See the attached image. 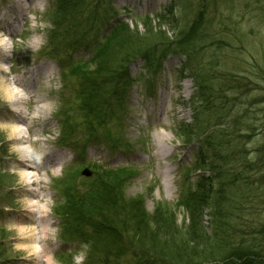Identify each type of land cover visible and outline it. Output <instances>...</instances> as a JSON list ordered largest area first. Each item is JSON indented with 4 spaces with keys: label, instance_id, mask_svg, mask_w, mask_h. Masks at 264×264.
Instances as JSON below:
<instances>
[{
    "label": "rangeland",
    "instance_id": "1",
    "mask_svg": "<svg viewBox=\"0 0 264 264\" xmlns=\"http://www.w3.org/2000/svg\"><path fill=\"white\" fill-rule=\"evenodd\" d=\"M25 4L29 7L21 17L14 9L16 0H0V25L5 18V22L14 23L12 29H15V37L8 38L5 47V59H8L3 66L6 72L10 69L9 77H16L24 66L23 69L31 65L41 70L50 68L49 78H42V83L38 82L30 90L36 98L49 99L50 104L49 111L34 129L41 138V146L46 140L47 145L57 147L66 156L61 167L49 166L40 172L51 247L46 253H39L38 248L25 253L17 246L14 227L19 195H23L24 190L17 186L15 171L10 165V144L0 126V238H3L0 264H61L56 258L59 253L73 255L72 264H109L108 261L133 264L129 256L113 259L112 254H101L98 249L86 263L88 247L81 240L68 241L61 236L59 219L52 211L55 201H59L54 187L73 175L71 183L81 191L82 184H87V178L80 175L84 168L95 176L101 171L99 167L129 171L130 178L120 192L123 203L128 205V201L140 200L149 216L161 207L159 205H168L175 212L176 225L182 227L186 214L174 206L181 188L195 177L187 173L194 168L198 143L183 145L179 128L185 124L190 129L192 123L194 85L189 74L195 68L209 78L214 76L212 85L222 89V95L226 96L225 105L216 104L214 107L219 109L204 113L201 120L212 123L219 119L217 123L223 127V134L231 133L229 147L223 152L228 157L217 164L234 166L237 173L235 176L213 173L211 207L203 216L206 235L214 231L212 208L218 201L231 248L254 249L264 254V0H81L83 21L76 32L67 31L64 21L58 22L57 30L52 27L55 0H34L33 4ZM170 7L173 15L165 12ZM156 16L159 22L154 20L150 23L152 29L148 27L145 32L141 26L143 20L146 23V20L157 19ZM118 21L127 23L130 30L136 26L137 32L127 49L131 52L133 45L138 51L142 50L139 55L145 57V61L137 59L129 68L132 84L130 81L125 114L120 123L116 115L110 114L105 118L103 129L85 132L77 91L82 81L78 73L71 75L72 68L80 65L83 72L85 68L81 65L88 63L85 79L92 78L89 74L91 48L102 42ZM190 28L193 31L187 36ZM70 33H86V44L79 49H67L69 41L65 40ZM177 53L183 54L184 66L189 65L182 77V61ZM159 54L169 56L163 59L157 77ZM123 56L124 52L112 49L104 62L110 64V71L116 69V73ZM138 77L140 81H133ZM122 84L119 81L115 86L114 82L115 90L123 89ZM160 108L163 109L161 115ZM17 110L24 112L27 107L23 103ZM4 114L5 107L0 103V118ZM65 121L80 125L70 124L66 128ZM66 131L69 141L85 152L82 162L76 150L57 145L60 133ZM159 135H164L165 139H160ZM160 146L167 150L166 156L158 155ZM33 147L29 152H33ZM49 171H54L55 176L45 175ZM60 199L57 210L63 205ZM115 220L118 222L117 218ZM97 225V222L84 224L89 230ZM125 233L129 240L131 233ZM96 256H105L107 260ZM257 264H264V258Z\"/></svg>",
    "mask_w": 264,
    "mask_h": 264
},
{
    "label": "trees",
    "instance_id": "2",
    "mask_svg": "<svg viewBox=\"0 0 264 264\" xmlns=\"http://www.w3.org/2000/svg\"><path fill=\"white\" fill-rule=\"evenodd\" d=\"M80 1L55 0L56 9L52 13L53 19H51L52 27L55 30L60 27L59 21L65 22L67 31L76 32L82 26L83 13L80 10ZM165 12L173 15V8H167ZM155 18L157 19L146 20L148 25L143 20L141 26L145 32L148 27L152 29L151 24L154 20L159 22V18L157 16ZM136 30V26L130 30L127 23L118 21L108 31L104 40L91 48L90 66L92 69L89 74L92 78L85 79V74H88L85 73V70H89V66H86L88 63L81 65L85 68L83 72H80V65L75 64V69L72 68L71 75L75 76L78 73L82 81V85L78 87L77 91L82 112V126H84L85 132L95 128L103 129L105 118L110 114L116 115L119 123L123 119L125 114L123 99H125L129 86L126 67L142 52L133 45L131 52L127 49L137 32ZM192 31L193 29L190 28L186 35ZM85 37L86 33H70L65 40L69 41L67 49L82 47L86 44ZM112 49L118 53L124 52L116 73H114L116 69L110 71L108 67L110 64L104 62L107 53ZM145 56L146 58L152 57ZM162 58V54L157 55V63H160ZM188 67L185 71L189 69ZM184 72L181 71V76H184ZM107 76L111 78L109 79ZM189 77L194 85V93L191 98L192 123L190 129L183 124L179 130L184 141H182L183 144L197 142L198 146L194 168L187 173L189 177H193L192 175L195 177L192 184H189V180H187L186 186L181 188L174 206L176 210L181 209L186 214L182 227L179 228L176 225L175 212L168 205H159L161 207L156 208L153 215L149 216L142 201L131 200L128 201V205L123 203L124 198L120 192L123 191L130 178L129 171L99 168L100 173L94 175L92 179L86 180L87 184H82L81 191L71 183L73 175L67 176V179L55 186L56 192L63 199V205L56 213L60 217L62 237H66L68 241L81 240L88 247L89 256L86 263L88 260L91 261L92 256H95V249H98L101 254H112L110 258L113 259L129 256L133 264H257L259 259L264 258L263 253L255 252L254 249L245 251L231 248L229 240L225 236L227 232L224 231L222 209L218 201L212 208L214 231L206 235L203 216L205 210L209 211V207H211L213 173L218 172L219 175L226 173L231 176H235L237 173L234 166L228 167L225 163H221V166L217 164V161L223 162L228 157L223 152L229 147L231 133L223 134V130H221L223 127L217 123L219 119L212 123L201 120L204 118V113L219 109L214 107L216 104L220 105L222 102L225 105L223 100L226 96L222 95V89H215L212 85L214 76H210L211 79L201 70L195 68ZM119 81L123 82V89L116 91L113 83L115 82L116 86ZM64 124L66 128L70 124L74 127L80 125L78 122V125L75 124L74 121H65ZM62 134L63 142L69 140L67 131ZM244 166L247 167L246 164ZM116 218L118 222L115 220ZM120 218L124 220L121 221ZM88 222H97L98 225L89 230L84 226ZM125 231L131 233L129 240L126 239ZM2 239L0 238V240ZM224 246L228 249H225ZM219 250L222 252L219 253ZM72 257L73 255L66 253L56 255L61 264H72ZM96 257L107 260L105 256ZM5 262L9 263L8 260ZM108 263L116 264L110 261Z\"/></svg>",
    "mask_w": 264,
    "mask_h": 264
},
{
    "label": "bare ground",
    "instance_id": "3",
    "mask_svg": "<svg viewBox=\"0 0 264 264\" xmlns=\"http://www.w3.org/2000/svg\"><path fill=\"white\" fill-rule=\"evenodd\" d=\"M33 1L16 0L17 6L14 9L23 17L29 7H26L25 3L30 5L33 4ZM6 27L9 28V23ZM0 31L2 32L0 37L7 36L5 28L0 27ZM7 43L6 38H0L2 52L0 54V103L5 107V114L0 118V126L10 144L9 154L12 157L10 165L15 171L17 186L24 190L23 195H19L21 198L16 211L18 216L14 221L15 240L18 242V248L25 253H31L34 248H38L39 253H46L51 247L49 243L50 224L46 220L44 211L45 196L41 190L43 179L40 177V172L49 166L61 167L65 156L48 155L45 153V146H41V140L37 138V131L34 127L49 111L50 104L49 99L46 97L36 98L30 90L38 82L42 83V78H49L51 71L50 68L40 70L36 76L28 79L9 77L3 66L8 59H5ZM23 103L27 107V112L17 110ZM162 112L163 109L160 108L159 114L161 115ZM33 136L35 139L31 140ZM159 138L165 139V136L159 135ZM32 146H34L33 152H29V148L31 149ZM157 151L159 156L167 154V150L162 146ZM45 175L55 176V172H45ZM30 186L35 187L34 190H30Z\"/></svg>",
    "mask_w": 264,
    "mask_h": 264
},
{
    "label": "water",
    "instance_id": "4",
    "mask_svg": "<svg viewBox=\"0 0 264 264\" xmlns=\"http://www.w3.org/2000/svg\"><path fill=\"white\" fill-rule=\"evenodd\" d=\"M82 174L85 175V176H90V173L87 172V171H84Z\"/></svg>",
    "mask_w": 264,
    "mask_h": 264
}]
</instances>
